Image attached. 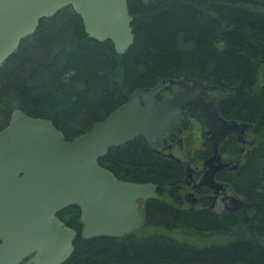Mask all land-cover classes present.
<instances>
[{
    "label": "trees",
    "instance_id": "obj_1",
    "mask_svg": "<svg viewBox=\"0 0 264 264\" xmlns=\"http://www.w3.org/2000/svg\"><path fill=\"white\" fill-rule=\"evenodd\" d=\"M135 42L118 55L91 39L72 7L40 21L0 66V131L21 110L48 119L71 141L138 90L166 81L220 92V114L250 124L257 144L242 156L237 137L220 149L239 168L221 176L245 201L240 211L181 209L182 171L143 138L99 160L117 179L154 184L145 225L122 238H82L81 212L58 214L77 236L64 264H264V0H128Z\"/></svg>",
    "mask_w": 264,
    "mask_h": 264
},
{
    "label": "water",
    "instance_id": "obj_2",
    "mask_svg": "<svg viewBox=\"0 0 264 264\" xmlns=\"http://www.w3.org/2000/svg\"><path fill=\"white\" fill-rule=\"evenodd\" d=\"M72 7L87 35L100 43L110 41L118 55L134 44L133 17L128 0H0V66L34 34L43 19ZM171 83L173 81H170ZM178 83L185 90L155 102L143 101L144 91L129 100L79 137L66 141L48 119L23 111L12 114L0 131V264H64L74 254L77 232L58 214L70 206L81 212L82 238H122L145 225L139 201L158 200L157 186L122 181L99 164L110 149L138 138L149 143L167 136L177 119L175 109L185 103L203 108L210 120L215 154L208 161L202 185L225 192L215 176L230 168L218 152L219 141L236 132L240 139L250 130L246 122L220 115L219 99L206 102L202 82ZM148 91V90H146ZM239 163L232 169H237ZM229 212L240 211L245 201L227 196Z\"/></svg>",
    "mask_w": 264,
    "mask_h": 264
},
{
    "label": "flooded vegetation",
    "instance_id": "obj_3",
    "mask_svg": "<svg viewBox=\"0 0 264 264\" xmlns=\"http://www.w3.org/2000/svg\"><path fill=\"white\" fill-rule=\"evenodd\" d=\"M178 81L179 80H174L172 83L170 81H166L154 89H146L148 91L143 90L145 92L143 101L145 102L148 99L155 97V102L158 103L162 102L166 98H173L175 94L185 90L181 87ZM187 82L189 84H193L194 81ZM201 96L206 102H214L216 99H219L220 111L221 96L220 92L216 88L208 89L204 85V91ZM175 116H177V119L170 127V131L167 133V136H161L159 140H157L156 137H152L151 143H149L146 139H143L148 143L151 150L158 157L173 163L182 171L181 184L178 188L181 209L188 210L190 212L193 210L217 212L216 209L218 204H220L223 208L221 212H228L229 210L227 205H229V203L226 198L227 196H233V193L229 184L221 180L220 177L237 170L232 169V166L240 163V161H231L230 157L226 153H223L220 147L222 143H226L229 135H234L241 144V154L245 157L249 149L255 145V141H248L250 136L255 138L253 130L250 127V130L246 131V133L242 136V140L240 139L238 133L232 132L222 137L219 141L218 152L221 154L224 163H230V168L224 169V171L219 172L215 176V182L223 185L225 190V192L220 191L217 193L215 188L202 185L203 178L208 171L206 161H208L215 154V140L212 139L209 134L211 125L206 111L196 104L185 103L176 107ZM221 117L223 116L221 115ZM157 193L159 201H170L166 194L160 195L158 189ZM148 201L146 203H144L143 200L139 201V211L141 214L145 212Z\"/></svg>",
    "mask_w": 264,
    "mask_h": 264
},
{
    "label": "rangeland",
    "instance_id": "obj_4",
    "mask_svg": "<svg viewBox=\"0 0 264 264\" xmlns=\"http://www.w3.org/2000/svg\"><path fill=\"white\" fill-rule=\"evenodd\" d=\"M252 138H253V137L250 136V138H248V141L250 142V141L253 140V141H255L254 143L257 144V143H258V142H257V138H256V137L253 138V139H252ZM222 210H223L222 206H221L220 204H218V207H217L216 211H217V212H221Z\"/></svg>",
    "mask_w": 264,
    "mask_h": 264
}]
</instances>
